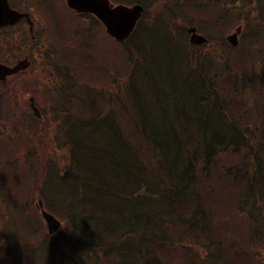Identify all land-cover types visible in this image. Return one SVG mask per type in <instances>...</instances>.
Returning <instances> with one entry per match:
<instances>
[{"label":"trees","instance_id":"16d2710c","mask_svg":"<svg viewBox=\"0 0 264 264\" xmlns=\"http://www.w3.org/2000/svg\"><path fill=\"white\" fill-rule=\"evenodd\" d=\"M83 30L73 37L77 53L70 39L60 41L61 129L53 146L59 150V173L44 166L38 176L40 167L31 164L19 166L17 175L26 191L37 178L59 185L56 206L49 205V194L42 198L62 228L56 238L45 232L37 238L54 239L59 264H264V96L258 89L264 60L227 59L226 67L214 71L221 86L208 65L206 71L204 64H186L189 98L179 103L172 92L146 84L156 99L155 116H143L138 80L158 82L146 39L155 28L145 35L137 28L122 47L107 42L114 46V60L107 44L99 46L90 35L92 68L83 56V47L90 49ZM253 78L262 84L252 88ZM100 85L109 88L102 91ZM112 87L123 90V98ZM75 125L78 134L70 131ZM28 131L25 144L14 149L29 145L34 151ZM34 141L49 150L50 141ZM33 196L0 194V211L24 212L23 202ZM33 218L10 225L16 238L39 230Z\"/></svg>","mask_w":264,"mask_h":264},{"label":"rangeland","instance_id":"374dc122","mask_svg":"<svg viewBox=\"0 0 264 264\" xmlns=\"http://www.w3.org/2000/svg\"><path fill=\"white\" fill-rule=\"evenodd\" d=\"M124 1L125 0L114 1L113 3L115 2L123 3ZM131 1L132 0H127L128 3ZM252 2L254 6L257 8V12H258L259 9L258 0H252ZM250 3L251 0H226L225 3L223 2L221 3V8L224 7V9H226L225 12H222V15H226L228 20L222 23L221 28L223 29L221 30V38L224 39V37L227 34H229L231 31H233L238 24H242L243 32L240 37L241 44L239 48H233L231 50H229L225 44L222 45L221 49L220 48L217 49L218 44L214 42L212 39L210 45L206 49H204L208 52V58L211 59V64L215 63L216 61L217 51L220 50L222 56H225L226 54L235 53L239 50H242L246 46H248L249 50H261L262 52L258 53V56L264 57V20L259 19L256 12L253 15H251L249 18L245 19V16L249 13L248 10ZM227 9H231L232 12H230ZM251 9L253 10L252 7ZM50 11L53 15L59 13V41H64L70 38L73 39L72 30H69L70 28L69 21L66 19L67 14L61 8H59V3L53 5ZM209 13L212 14L213 11L209 9ZM84 17L85 19L77 20L79 22L80 27L86 30L89 29L93 33V35L98 37L99 46L103 45L104 48L105 44H107V47L105 49L113 52L114 46L108 44L107 41H105V38H102L103 30L99 27V25L93 24V22L88 18V16H84ZM241 19L242 20L245 19L243 23H241ZM195 23L200 24V21L197 19L195 20ZM175 25H176L175 30L177 33L184 32L185 34L184 22L178 21ZM251 32L252 34L248 36ZM256 33L257 36H255ZM146 39L149 41L148 44L153 53L155 61L158 64V67L156 69V78L158 82L151 84L148 82V80L143 81L142 79L139 78L138 80L139 85L142 86L141 88L142 94H141L140 102L142 103V115L154 117L155 112H154L153 102H156V99L155 98L152 99V97L149 94V91L145 88L146 84L150 86H156L159 91H164L166 93L172 92V94H175L178 97L179 103H182L186 98H189L190 96L191 90H189V85L186 83V78H190L191 74L186 72L184 68V65L187 64L184 45L182 43H179L169 34H167V32L164 31L159 24L157 25V28L153 32L146 35ZM86 40L89 43L90 49L88 50L83 47L84 50L83 56L90 63L88 67L92 68L94 65V60H92V57H94L93 44L91 43L89 36L86 37ZM249 40H254L255 45L250 46V44L248 43ZM74 52L76 53L78 52V50L75 47H74ZM96 58L98 60H101L102 56L96 55ZM111 58H110L111 60H114L115 55L112 54ZM237 60L238 58L235 57L231 59V62L235 63ZM243 70H245V72H248L247 73L248 76L252 75L251 64L244 65ZM212 76L214 78L213 82L217 83L219 79L218 76H216L215 74H212ZM100 82L105 83L104 80H100ZM259 82H260L259 78H253L250 81V84L252 85L253 88V86L257 85ZM39 86L43 87L44 85L37 83V88H39ZM100 87L102 91L108 90L109 88V86H104V85H100ZM30 89H32V87ZM258 89L260 94L264 96V86ZM112 91L117 92L118 94H120L121 98H123V94H122L124 93L123 90L120 91L117 87H112ZM28 94H32V92H28ZM63 100H68V98L62 97V101ZM261 100H264V98ZM117 103L118 102H116L115 104ZM50 113L52 114V116L48 120H46L48 121L47 125L44 123L36 124L32 119L28 120L30 122L32 129L28 131V133L30 132V134L27 140L29 143H31L34 146V151H29L28 148H30V146L28 145V147L21 152V156L29 153L42 154V159H41L42 165L40 166L41 170L39 171L38 176H40L42 168L44 166L48 167L50 171L53 172L54 175H56V173H59L60 163L57 162L56 160V155L59 154V150L54 151V147L52 145L54 144L58 146L57 143L59 142V138L57 140L56 137H54L52 130L50 129L52 125L51 123H54L53 114L55 113V110L52 109ZM124 114L126 115V113ZM22 125H23V121L19 120L16 122L15 127L17 131L22 128ZM71 128H72L70 129L71 133L78 134L79 127L75 125L72 126ZM17 131H13L14 134H16L17 136L16 135L9 137L7 135L0 136V138L4 139V140L0 139V194H5L6 196H9L10 194H15L13 189L15 188L16 183L11 179V177L17 178L18 185L22 189H24V190L22 189L15 190V192L19 194H27V191L25 190L27 189V187L25 186L24 179H22L21 176H17L20 173L19 166L22 165L21 163H15L13 160H11V158L15 153L14 152L15 146L17 145L20 147L23 145V143H25L24 139H22L24 138V132L21 130L18 133ZM7 137H8V141L6 140ZM38 137L43 138L42 140L45 142L49 141L48 138H50V142L52 144L51 143L49 144L48 151L40 147L38 143L34 141ZM102 142L103 140L100 139V141L97 144H101ZM43 154H47V158H44ZM52 154L55 155L52 156ZM25 155L23 158V163L25 165H29L32 162V159L30 156L26 157ZM58 158L59 156L57 157V159ZM47 159L48 161L44 162ZM36 182H38V186H37V190L34 191L33 186ZM34 184L32 187L29 188V191L31 193H28V194H34V196L32 198H27L23 203L25 204V208L27 209L28 212L27 215L35 214L37 219L39 220L38 222L39 230L36 232V236H37L45 232V228L42 225V221L39 216V213L36 212L34 209L35 203L37 202V197H40L43 200L42 194H49L48 195L49 205L53 207L56 206L57 205L56 196L57 194H59V185L54 184V182L48 178H44V179L37 178L35 179ZM227 201L231 202V200H227ZM225 215L226 213L221 210V216H225ZM3 217H5V213L3 211H0V218ZM32 220L33 218L31 219V221ZM9 229L14 234V236H16L15 230H13L10 225H9ZM186 235H187V239L189 240V234ZM14 238L16 239V237ZM36 239L42 240V238H31L25 242L23 241L20 242L22 244L28 245L29 246L28 248H30L34 243L32 242V240H36ZM0 240H1V235H0ZM35 247L36 248L31 249L26 256V259L29 260L30 264H46V263L59 264L57 260V249L54 245L48 242L38 241L35 244Z\"/></svg>","mask_w":264,"mask_h":264},{"label":"flooded vegetation","instance_id":"af4514ba","mask_svg":"<svg viewBox=\"0 0 264 264\" xmlns=\"http://www.w3.org/2000/svg\"><path fill=\"white\" fill-rule=\"evenodd\" d=\"M12 11L22 19L13 25L0 27V64L7 67L25 66L14 76L0 81V88L8 87L13 94L0 95V116L29 117L31 96L25 86L37 83V75L47 76L53 70L54 57L49 45L48 22L57 28L59 36V13L53 15L51 7L59 0H7ZM39 112L46 110L36 101Z\"/></svg>","mask_w":264,"mask_h":264},{"label":"water","instance_id":"95a60500","mask_svg":"<svg viewBox=\"0 0 264 264\" xmlns=\"http://www.w3.org/2000/svg\"><path fill=\"white\" fill-rule=\"evenodd\" d=\"M67 3L71 9L78 13H93L104 24L107 34L117 41H123L129 36L143 11L140 6L127 8L119 5L113 7L106 0H67ZM8 18H10V13L5 0H0V26L5 25ZM228 40L232 45H236V35L228 37ZM39 207L42 208L40 201ZM42 216L50 233L59 228V222L50 214L42 210Z\"/></svg>","mask_w":264,"mask_h":264}]
</instances>
